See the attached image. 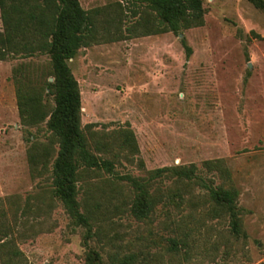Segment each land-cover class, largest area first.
Here are the masks:
<instances>
[{
    "label": "rangeland",
    "instance_id": "1",
    "mask_svg": "<svg viewBox=\"0 0 264 264\" xmlns=\"http://www.w3.org/2000/svg\"><path fill=\"white\" fill-rule=\"evenodd\" d=\"M78 2L96 22L95 42L68 62L80 128L112 170L82 174L77 201L90 224L73 226L50 193L58 146L46 168L30 159L33 142L39 153L50 141L48 120L22 125L11 80L19 64L34 72L49 60L0 61V221L16 264H264V0H203L202 26L149 36L144 22L156 25L155 13L144 6ZM192 166V181L176 180L174 168ZM161 168L167 177L149 187L159 200L139 220L132 180ZM205 186L237 191L239 235L212 211Z\"/></svg>",
    "mask_w": 264,
    "mask_h": 264
},
{
    "label": "trees",
    "instance_id": "2",
    "mask_svg": "<svg viewBox=\"0 0 264 264\" xmlns=\"http://www.w3.org/2000/svg\"><path fill=\"white\" fill-rule=\"evenodd\" d=\"M133 6H144L155 13V24L144 23L141 36L171 32L180 35L183 30L203 25V0H126ZM256 7H263L262 0H249ZM0 61L9 58L33 59L41 56L49 60L48 68L31 72L30 63H21L12 70L11 80L19 119L26 127H37L47 121L51 131L50 141L38 150L32 145L31 162L45 161L58 146L51 165V196L58 200L75 227H88L90 219L80 210L77 201V184L83 173L100 170L111 172L112 164L95 158L89 151L87 140L80 128V91L68 62L81 48H87L96 40V22L84 11L78 0H0ZM140 24V23H139ZM187 55L191 50L182 39ZM52 81H49V79ZM53 102V105L50 104ZM125 144H131L126 138ZM205 162L207 168H214ZM169 168L150 172L144 183L132 180L136 197L131 207L132 215L144 219L153 211L159 195L150 193V183L167 177ZM176 180L192 181L194 167L174 168ZM213 212L230 218L232 234L241 232L239 211L236 209L238 193L234 189L208 188ZM9 227L0 221V251L6 248V264H16L20 253L9 247ZM176 244H172L175 249ZM9 247V248H8ZM130 259V258H129ZM124 264L126 260H124Z\"/></svg>",
    "mask_w": 264,
    "mask_h": 264
}]
</instances>
